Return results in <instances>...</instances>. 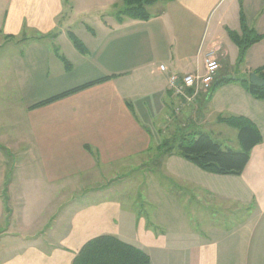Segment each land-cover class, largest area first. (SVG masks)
Instances as JSON below:
<instances>
[{
	"label": "crops",
	"instance_id": "obj_1",
	"mask_svg": "<svg viewBox=\"0 0 264 264\" xmlns=\"http://www.w3.org/2000/svg\"><path fill=\"white\" fill-rule=\"evenodd\" d=\"M119 2L0 0V49H14L1 52L0 76L15 92L17 110L5 120L13 126L10 133H0V264H71L82 245L100 234L141 248L152 264H264V100L241 81L256 69L264 73V36L235 60L239 49L227 34L239 31L241 14L264 33V0H159L147 6V20H117ZM210 48L220 67L179 114L168 76L202 73ZM154 58L166 61L163 69L151 68ZM229 115L249 118L261 136L238 175L204 171L159 147L166 135L161 126L173 119L201 130ZM155 167L175 186L169 200L177 208L173 226L163 216L148 221L113 189L122 170L144 171L145 186ZM102 174L108 181H99ZM88 180L92 186H84ZM107 190L114 196H99ZM85 194L92 199L84 200ZM187 203L246 213L229 225L209 222L195 229L179 221Z\"/></svg>",
	"mask_w": 264,
	"mask_h": 264
},
{
	"label": "trees",
	"instance_id": "obj_2",
	"mask_svg": "<svg viewBox=\"0 0 264 264\" xmlns=\"http://www.w3.org/2000/svg\"><path fill=\"white\" fill-rule=\"evenodd\" d=\"M159 0H122V7L115 12V18L121 20L129 17L140 20L150 18L147 6ZM229 38L238 46L240 60L245 50L253 43L259 41L264 33H257L253 27H249L244 17L240 15L239 31L227 29ZM69 37L73 45L80 51L86 49L81 40L72 32ZM65 69L70 70V63L62 56ZM258 75L264 77L260 69L254 70ZM105 77L97 78L69 88L50 97L37 101L29 108L37 107L68 95L79 89L104 80ZM224 81H228L223 80ZM248 91L256 98L264 100V86H257L249 82L248 79L241 80ZM221 83V82H219ZM218 83H215L213 90ZM219 121L226 123L237 129V149L223 147L221 142L212 138L207 132L201 130H187L178 133L172 140H164L160 144L164 154L176 153L186 160L194 163L200 169L216 174H240L248 159L251 148L260 141L261 136L255 124L247 117L242 115H229L218 117ZM71 264H152L149 255L141 248L126 242L111 234H100L88 239L73 257Z\"/></svg>",
	"mask_w": 264,
	"mask_h": 264
},
{
	"label": "rangeland",
	"instance_id": "obj_3",
	"mask_svg": "<svg viewBox=\"0 0 264 264\" xmlns=\"http://www.w3.org/2000/svg\"><path fill=\"white\" fill-rule=\"evenodd\" d=\"M65 3H69V1L78 3H83V0H63ZM122 7V2L117 4L116 10L120 9ZM89 16H91L89 14ZM82 18V16H81ZM83 19V18H82ZM90 24V23H89ZM1 48V47H0ZM14 51L13 48H7L0 49V55L2 51ZM244 56V55H243ZM240 60V55L237 54L235 57V60ZM243 59V58H242ZM152 64V69H156L157 67H161V65L164 67L166 64V61L164 59L154 58ZM229 62H234V58L232 56V53L230 52L229 56ZM224 70L226 69V62H224ZM8 71V70H7ZM8 73V72H7ZM1 76H0V133L5 134L6 132L10 133L12 127L11 124L6 122V117L8 119H11L12 117H15L13 114L15 111H17L15 108L12 109V103L14 102V94L15 92H11L6 87V83L1 82ZM10 83H7V86H10ZM180 100L178 99V104L180 105ZM188 102V101H185ZM184 103V102H183ZM180 114V110L176 111ZM178 114V115H179ZM181 118V117H180ZM176 120V119H175ZM174 119L167 122L164 126L162 125L161 128L163 129L162 133L166 134L163 139L166 140H172L173 137H171L173 134L177 135L178 133L182 131H187L190 129V124H187V122L184 121H175ZM13 125V124H12ZM192 126V125H191ZM193 128H198L203 131L208 132L211 137H213L215 140H218L221 142L223 147H231L234 149H237L239 147L238 141H237V129L227 125L226 123L220 124L219 122L215 121L213 118L210 120V123L208 125L203 126H192ZM168 128V129H167ZM173 130V131H172ZM168 131H172L170 135L168 134ZM174 132V133H173ZM220 134H217V133ZM168 134V135H167ZM181 160L187 161L186 159L180 157ZM188 162V161H187ZM158 170V172L156 171ZM144 171H135V172H119L117 176L119 178L116 180V184L114 186V190L116 193H119L120 195L118 198L123 200L121 197L124 198L125 203H129L132 207L137 209L139 212H142L141 214L144 216H147L148 221L153 222V219L151 216L156 215L159 217V220H162L160 216H163V221L167 222L170 226L172 225L174 221L173 211H176L177 208H175L172 203H170V198L172 197V192L175 189L174 183L171 176L166 175L167 172L163 170H159V167H155V171L153 172V176H149V181L146 184L140 185L144 182ZM123 175V176H121ZM159 175V178L158 176ZM108 175L106 176L102 174V176L99 178L100 182H104L105 180L108 181ZM121 177V178H120ZM127 177V178H126ZM121 179V180H119ZM105 181V182H106ZM134 183V186L132 185ZM93 181L88 180L85 182L84 186H92ZM133 186V187H132ZM79 193V192H77ZM83 195L84 200H90L92 199V195L88 196V194ZM100 197H113L111 191L107 190L106 192L102 191V193L99 194ZM77 199H80V195H77ZM156 200V201H155ZM123 201V202H124ZM207 208H204L203 205H189L188 203L185 204V210H184V217L183 219H179L180 222L182 220L186 224L185 226H189L190 228L195 227V229L201 228V225H204L206 223H214L220 225H229L233 222L234 219L237 217H241L246 212L245 210L237 211L236 213H231L229 211L222 210V208H218V203H211L209 204ZM174 207V208H173ZM224 214H223V213ZM181 214V213H180ZM218 214V216H217ZM217 222V223H215ZM155 223V221H154ZM156 224V223H155ZM173 226V225H172ZM203 227V226H202Z\"/></svg>",
	"mask_w": 264,
	"mask_h": 264
},
{
	"label": "built area",
	"instance_id": "obj_4",
	"mask_svg": "<svg viewBox=\"0 0 264 264\" xmlns=\"http://www.w3.org/2000/svg\"><path fill=\"white\" fill-rule=\"evenodd\" d=\"M202 73H188L184 75L170 74L167 79V89L173 93L181 102L178 104L176 110L183 102L194 99V96L199 88L206 89L213 81L216 71L220 67L219 57L216 49L210 48L203 54ZM164 67L161 65L160 67ZM193 88L195 91L192 94H187L186 89Z\"/></svg>",
	"mask_w": 264,
	"mask_h": 264
},
{
	"label": "water",
	"instance_id": "obj_5",
	"mask_svg": "<svg viewBox=\"0 0 264 264\" xmlns=\"http://www.w3.org/2000/svg\"><path fill=\"white\" fill-rule=\"evenodd\" d=\"M248 80L254 85L264 86V77L258 75L256 72H250Z\"/></svg>",
	"mask_w": 264,
	"mask_h": 264
}]
</instances>
